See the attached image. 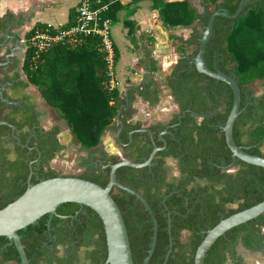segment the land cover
<instances>
[{"label": "trees", "instance_id": "16d2710c", "mask_svg": "<svg viewBox=\"0 0 264 264\" xmlns=\"http://www.w3.org/2000/svg\"><path fill=\"white\" fill-rule=\"evenodd\" d=\"M139 1V0H135ZM150 9L158 13V19L166 29L189 28L196 24L194 32L188 38L171 35L175 43V51L179 56L171 73L166 76L165 84L177 103L181 112H185L179 120L175 119L174 127L165 135L166 148L156 154L152 167L133 169L121 167L116 171V180L143 196L158 222L157 239L153 254L148 264H163L169 247L172 250L165 264H193L194 253L203 236L199 233L206 222L215 226L221 216L228 217L241 210L249 208L264 200V168L246 164L237 160L240 169L236 174H226L220 165L227 166L232 161L231 152L226 146L224 134L219 125H224L232 106L233 95L228 85L216 81L204 74L198 73L190 66V59L196 56L199 40L214 10L224 8L229 14H234L240 0H205L202 13H197L187 0L166 1L149 0ZM108 5L105 13L114 21V14L121 9L118 0H102ZM212 8V9H211ZM69 21L63 27L74 24L76 12L70 10ZM16 17L6 14L0 18V31ZM128 30L127 35L134 41L137 30L135 24L128 19L123 23ZM45 26L35 25L24 35L28 39L36 29ZM198 28V29H197ZM192 48L188 54L189 48ZM114 64L119 60V52L113 43ZM205 62L213 70L217 69L227 75L233 73L241 92L240 109L242 112L234 123L233 139L238 146L246 147L251 155L262 156L260 146L264 143V96L256 97L249 85L255 81L264 80V0H246L238 17L226 19L216 17L212 36L205 47ZM190 58V59H189ZM22 72L27 84L35 86L44 102L54 109L59 118L81 147L90 153L93 163L87 165L78 177L92 181L101 187L108 183L110 167L95 166L98 159L107 165H113L122 159L135 163L145 161L152 151L150 136L140 132L142 123L134 121L136 110L132 103L135 95L151 106L160 99V85L155 81L129 90L124 97L117 88L110 89L108 85L107 64L101 52L98 39L84 38L76 47L56 46L35 56L30 49L25 50ZM5 103L0 100V121L16 125L20 133V144L26 142L28 133L23 132L24 123H16V116H21L20 107L13 108L9 114ZM118 116V118H117ZM201 117V121L197 120ZM158 128L151 126L156 146H163L158 139ZM119 133L121 156L107 155L102 150V138L107 132ZM11 134L8 126L0 124V209L13 202L27 188V178L30 169L33 170L31 184L40 180L55 178L60 174L49 167V162L62 149L58 141L59 127L54 126L48 131L36 130V149L27 155V149L21 145L15 146V156H11V148L6 147L7 137ZM40 158L38 163L30 165L31 161ZM167 157L178 159L182 173L188 176L178 187L165 184L164 163ZM224 162L222 164L221 162ZM195 177L209 182L210 192L204 193L208 187L201 188L199 193L190 197L187 186ZM167 187L171 190L181 188L184 197H190L191 202L186 208L181 203L176 212L171 213L170 236L164 213L159 212L158 201L161 190ZM221 186V187H220ZM217 187H220L217 189ZM204 194H206L204 196ZM172 199L181 198L174 193ZM111 197L117 204L123 217L134 264H142L150 248L153 228L151 217L143 205L133 195L115 188ZM196 199V200H195ZM239 203L237 209H224L226 204ZM165 204L173 209L171 200ZM79 205L67 203L58 206L59 215H74ZM187 208L193 209L186 212ZM91 221L93 233L99 235L98 245L104 254L96 258V252L88 253L96 264H103L106 259L105 236L102 223L97 214L85 207ZM200 212H203L201 215ZM85 217V216H84ZM47 215L41 217L35 225L28 226L18 234L29 259V264H73L74 253H70V242L76 240L74 228L81 227L79 220L70 224L68 218L54 216L50 222V230L46 224ZM264 222V216H260ZM255 221V220H252ZM251 221V222H252ZM66 227L64 231L63 227ZM237 228L227 232L226 237L219 238L207 253L204 264H223L226 238L232 242L237 240ZM191 233L189 241H181V231ZM59 240L48 242V235ZM8 240L0 237V264H20L18 253L14 246H6ZM89 242L76 243L75 249L88 246ZM67 245L63 256L58 254L57 246ZM59 255V256H58ZM66 256V257H65Z\"/></svg>", "mask_w": 264, "mask_h": 264}, {"label": "water", "instance_id": "95a60500", "mask_svg": "<svg viewBox=\"0 0 264 264\" xmlns=\"http://www.w3.org/2000/svg\"><path fill=\"white\" fill-rule=\"evenodd\" d=\"M245 1L246 0H240L234 14H229L228 10L224 8L214 10L211 13L199 40L198 52L196 56L189 59L190 66H194L198 73L204 74L216 81L223 82L231 89L233 95L232 106L224 125H221L220 128L224 134L226 146L231 152L232 160H240L246 164L264 168V156L247 153L243 147L236 145L233 139L234 123L242 112L240 109L241 92L233 73L227 75L217 69L216 65H214V69L211 70L207 66L204 57L205 47L212 36L215 18L222 17L234 19L238 17L243 9ZM0 97L1 101L9 103V101L2 96L1 92ZM0 124L8 126L12 130L15 129L14 126L5 121H0ZM138 131L149 134L152 144L151 153L148 158L141 163L122 159L116 164L104 166V168L110 167L108 183L105 187H101L92 181L82 179L75 175H60L55 178L40 180L36 184H31L30 180L33 170L30 169L27 178V188L23 194L0 209V237H4L8 240L6 246H14L18 253L20 264H29V259L22 246L21 236L18 232L25 230L28 226L35 225L44 215H56L57 207L67 203L85 206L94 211L99 217L103 226L106 245V259L104 264H134L128 232L121 212L111 197V191L118 188L133 195L137 200L146 205V201L137 192L119 184L116 180V171L121 167L133 169L151 167L155 155L161 149L154 144L152 133L148 128H141ZM119 133L120 130L115 134L118 144ZM115 152L116 154H121L120 144L119 149ZM262 215H264V200L221 219L215 226L205 232L202 241L199 243L194 253L193 264H204L209 250L215 242L219 238L225 236L228 231L255 220ZM168 233L170 236V229ZM156 239L157 227L154 224L150 248L142 264H148L155 248ZM171 246L172 243L170 241L169 251L163 264H165L168 259Z\"/></svg>", "mask_w": 264, "mask_h": 264}, {"label": "crops", "instance_id": "0c3cea01", "mask_svg": "<svg viewBox=\"0 0 264 264\" xmlns=\"http://www.w3.org/2000/svg\"><path fill=\"white\" fill-rule=\"evenodd\" d=\"M166 1L171 2L180 0ZM187 1L190 3L189 0ZM77 3L78 0H0V18H3L6 14L14 15L17 22V26L14 29L16 30L18 27L22 31L21 33L24 34L37 24L42 26L49 24L54 27H63L67 25L69 21L70 10H74ZM118 4L122 8L116 11L114 14V21H112V28L113 26H119L121 29V45L116 41L115 36H113L114 33L112 32L113 43L116 45L119 52V60L115 66V78L118 83L117 89L126 97L129 90H135L142 84H147L152 80L155 81L151 76L153 72H150V66H152V64H162V62L169 64L171 62L173 68L179 56L175 51V45L173 46L171 43L170 33H167L158 19L157 11L150 9L151 2L149 0H118ZM125 19L133 22L137 27L133 35L134 41H131V37L127 35L128 30L123 25ZM176 29L182 31V29L184 30L185 28L177 27ZM170 31L171 30H169V32ZM144 33L147 35L151 33L150 36H152L154 40H157V43L154 44V46H149L146 40L142 41L141 36ZM171 33H174L176 36H181L180 34L182 32ZM191 51L192 48L190 47L188 54H190ZM122 65V75L121 78L118 79L116 69ZM130 69L136 70V72L130 73ZM18 81L22 84L19 91L15 94H10L7 89L5 99L8 101L13 100L17 104H21L24 102L23 100H27L26 104L28 105L27 108L32 122L40 127L41 130L48 131L54 126L59 127L57 138L62 149L49 162V167L53 169L52 164L56 162L55 159L58 158V155L63 154V149L66 144L70 141L76 142V140L63 120L59 118L60 121L58 123H52L51 114L58 115L57 112L44 102L35 86L27 84V80L22 72ZM159 85L161 89L160 95H162V92H165L164 88L168 90V87L166 84ZM169 95L170 96L166 98V102H164L160 96L159 102L155 106L149 105L143 99L135 95L132 103L133 108L136 110V114L133 117L134 121L141 122L142 127H148L151 123L168 119L178 107L170 93ZM20 113H23V110ZM46 113L49 115L47 118L45 117ZM142 116L145 118L142 119ZM18 118L21 119L20 116H18ZM115 134L116 133L113 132H107L105 134L106 137L104 139L102 138V150L108 155H115V151L119 149ZM76 143L77 148L81 149V152H85V159H87L90 153L84 150L78 142Z\"/></svg>", "mask_w": 264, "mask_h": 264}, {"label": "flooded vegetation", "instance_id": "af4514ba", "mask_svg": "<svg viewBox=\"0 0 264 264\" xmlns=\"http://www.w3.org/2000/svg\"><path fill=\"white\" fill-rule=\"evenodd\" d=\"M16 26H17V22H16V20H14V21L7 24V27L5 30L0 31V92L2 93V96L4 98H6V94H7L6 90L7 89L9 90L10 94H15L19 91V89L21 88V85H22L21 82L18 81V79H19L20 74L22 72V63H23V59L25 56V50H26L25 45H24V40H25L24 35L25 34L21 33L22 31L18 27L15 30L14 28ZM23 101L24 102L21 104H17L13 100H9V103H5L2 101L3 103H5V105L7 107H11L10 109L6 110V112L9 114L12 113L13 108L20 107L21 108L20 112L23 110V113H21L22 115L20 116L21 119H19L16 116L15 122L16 123H22L23 122L24 127H23L22 131L25 133H28L26 142L24 144H20V141H19L20 138L19 137H20L21 132L17 129L16 125H12V126H14L15 129L14 130L11 129V134L9 135V137H7V144H6V147L11 148V150H12L11 156H15L13 151L15 150V146H19V145H21L22 149L26 148L27 149L26 154L30 155L36 149V142H34V140L37 139L36 134H35L36 130L43 132V130H41L40 127L36 126V124H34V122H32L31 116H30L28 108H27L28 105L26 104L27 100H23ZM183 114H185V112H181L179 107H177V110L175 112H173L168 119L162 120L161 122L151 123L148 125V127H142V128H148L149 129L151 126L157 127L159 125L158 139L163 142V146H157V147L161 148L157 153L165 150V148H166V143L164 141L165 135L169 134L170 128L174 127L175 119L179 120L181 117H183ZM201 119H202L201 117H197V120L199 122L201 121ZM220 126H221V124L219 125V127ZM152 137H153V135H152ZM154 144H155V142H154ZM117 145L119 148L118 143H117ZM262 146H264V143H262V145L260 146V153L262 156H264V154L261 151ZM120 147H121V145H120ZM241 147H243V146H241ZM243 148L247 149L246 147H243ZM115 155L121 156V154L120 155L115 154ZM39 158H40V154L38 155V158L31 161L30 165H32L33 163H38ZM85 160L86 161H84V163H83L84 168L87 165H91L93 163L92 158L90 156ZM237 162H238L237 160L236 161L232 160L229 165H227V166L220 165L219 167L222 168V171L226 174H236L240 169V165ZM94 163H95V166H101L102 168L105 165L102 161L100 163L99 159L97 161H95ZM171 163L172 164L174 163V167L170 166ZM221 163L224 164L223 161ZM153 165L154 164L152 161L151 167ZM164 168L166 171V173H165V176H166L165 184L167 186H170L172 184L175 187H178L180 185L181 181L185 180L188 176L186 173L181 172V169L179 166V161L176 158L167 157L165 159ZM232 168H234V171L231 170ZM75 176H77V175H75ZM198 185L203 189L208 187V189L204 193L210 192L209 182L203 178L195 177L194 180L191 183H189L187 186L186 191H188L190 193V197L194 196L195 193H199V189L197 188ZM220 187H217V189H219ZM167 192H168L167 187L165 186L161 190V197L158 201V206H159V212L164 213V215L166 217L167 228L169 230L171 228V213L176 212V210L178 209V207L181 203L183 204L182 205L183 208H186L189 205V203L191 202V199H190V197H184L183 196V190L181 188L171 190L169 194H167ZM174 193L181 194V198L172 199L171 195H173ZM138 194L145 200L143 193L141 191ZM205 195L206 194H204V196ZM166 200L167 201L171 200V202H173L175 204L173 209H170L165 204ZM140 203L143 205L144 210L147 211L149 216L151 217L150 222H151L152 228H154V224L158 228V222L156 221V219L154 217V213H155L154 210L151 209V207L149 206L147 201H146V205H144L142 202H140ZM238 204H239L238 202L233 203V204H226L224 206V209L225 210H227L228 208L237 209ZM233 206H236V207H233ZM192 211H193V209H191V208L186 209V212H192ZM200 213H201V215L203 214V212H200ZM80 215H81V220H79L78 222L81 225V227L78 226L77 229L74 228V230H73V232H77L79 234L76 235V238H77L76 240L70 242V244L72 246L70 249V251H71L70 253H74V250L76 251L75 255H74L75 261L73 264H96V262H94L93 259L90 256H88V253L97 250L96 258L99 259V257L102 256V254H104V250L101 248L100 245L97 247L99 235L93 233V228L91 227L90 217H89V215L85 209V206H79L78 210L75 211L74 215H59L57 213H56V215H47V218H46L47 229H48V231L50 230V228H51L50 222L54 216H56L58 218H64V219L68 218V219H70V224H72L73 220H78L79 219L78 216H80ZM219 215L221 216V219L226 218L223 215H221V213ZM262 216H264V215H262ZM258 218L255 219V221H252V222L249 221L246 224H243V225L236 227L237 231H235L234 233L237 232L238 235H237V240L235 242H232L230 238H226L225 251L223 253V264H264V222ZM62 227H63L64 231L67 230L66 227H64L63 225H62ZM203 227H206L208 229L212 228L210 226L209 222H206ZM200 230L201 231L199 233L204 237V234L207 230L206 231H204L203 229H200ZM184 232L189 234L187 240L184 241V243H186L189 241L191 233L187 230H182L181 236ZM223 237H226V235ZM53 239L59 240V238H57L55 236L52 237L49 234L48 235V242H50ZM169 240L171 241V238H169ZM82 241H84V242L88 241L89 242L88 246H85V247L81 246L78 249H75L74 247H75L76 243L77 242L80 243ZM169 247H170V242H169ZM169 247H168V251H169ZM66 248H67V245L57 246V249L59 250L58 254L60 256H63L64 252H66ZM83 248L85 249V253L80 255V250ZM171 250H172V246H171ZM168 251H167V253H168ZM170 254H171V251H170ZM82 256H83V258H82ZM83 259H85L84 263H82Z\"/></svg>", "mask_w": 264, "mask_h": 264}, {"label": "built area", "instance_id": "2783aa9c", "mask_svg": "<svg viewBox=\"0 0 264 264\" xmlns=\"http://www.w3.org/2000/svg\"><path fill=\"white\" fill-rule=\"evenodd\" d=\"M107 10L108 5L102 4V0H78L72 26L54 27L47 24L43 29H36L24 40L25 49H30L35 56H39L53 47L73 48L81 44L84 38L94 37L98 39L100 50L105 57L109 88H117L112 20L105 16Z\"/></svg>", "mask_w": 264, "mask_h": 264}, {"label": "rangeland", "instance_id": "374dc122", "mask_svg": "<svg viewBox=\"0 0 264 264\" xmlns=\"http://www.w3.org/2000/svg\"><path fill=\"white\" fill-rule=\"evenodd\" d=\"M189 1H190V5L195 8L197 13L203 12V9H204L203 5H204L205 0H189ZM194 28H196V24H194L192 27L185 28L184 30L182 29V31H180V29H176V28H171V29L165 28V29H166L167 33H170V35H174V33H171V32H178V33L182 32L180 35L183 36L184 38H188L189 35L195 31ZM169 30H171V31L169 32ZM111 32H113L115 34V35L113 34V36H115L116 41L119 42V44L121 45V43H120V38H121L120 37L121 36L120 35V33H121L120 27L119 26L118 27L113 26ZM150 34L151 33H148L149 36L145 33L142 34L141 40L142 41L146 40L147 44L149 46H154V44L157 43V40H154V38L152 36H150ZM122 37H123V35H122ZM171 43L173 46L175 45L173 41ZM135 49H136V47H135ZM171 64H172L171 62L169 64L162 62V64L154 63V64H152V66H150V70H151L150 72L151 73L153 72V74H151V76L155 79L156 82H158L159 84L165 85V78H166V76H168L170 69L172 68ZM122 67H123V65L119 66L116 69L118 79L121 78L122 71H123ZM129 71H130V73L136 72V70H131V69ZM249 87L251 88L253 94L256 97L264 96V80L252 82L249 85ZM117 88H118V83H117ZM164 90H165V92L164 93L162 92V95H160V96L164 100V102H166L167 101L166 98L170 96L169 95L170 91H169V89L167 90L166 88H164ZM45 117L47 118V117H49V115L46 113ZM141 118L143 119L145 117L142 116ZM51 120H52V123H58L60 121L58 115H55V114H51ZM105 137H106V135L103 137V139ZM261 151L264 154V146H262ZM55 160H56V162L54 164H52V167H53V170L57 171L60 175H67V176L77 175L78 176V175H81L84 171L83 163H84V161H86L85 160V152L84 151L81 152V149L77 148V143L75 141H70L64 147L63 154L58 155V158ZM170 166L174 167V163L173 164L171 163ZM231 170L234 171V168H232ZM233 207H236V206H233ZM188 236H189V234L184 232L180 238L181 241L182 242L186 241ZM83 253H85L84 248L80 250V255H82ZM82 258H83V256H82ZM84 262H85V259L82 260V263H84Z\"/></svg>", "mask_w": 264, "mask_h": 264}]
</instances>
